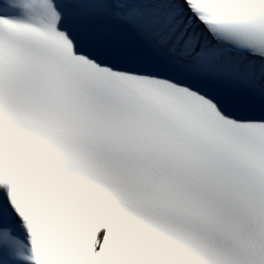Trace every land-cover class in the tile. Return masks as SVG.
Here are the masks:
<instances>
[{"label":"snow or ice","instance_id":"6c2138e0","mask_svg":"<svg viewBox=\"0 0 264 264\" xmlns=\"http://www.w3.org/2000/svg\"><path fill=\"white\" fill-rule=\"evenodd\" d=\"M0 264H264V0H0Z\"/></svg>","mask_w":264,"mask_h":264}]
</instances>
